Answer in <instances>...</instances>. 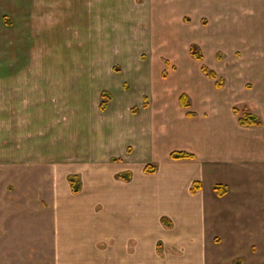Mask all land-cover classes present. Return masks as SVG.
<instances>
[{
	"label": "rangeland",
	"instance_id": "1",
	"mask_svg": "<svg viewBox=\"0 0 264 264\" xmlns=\"http://www.w3.org/2000/svg\"><path fill=\"white\" fill-rule=\"evenodd\" d=\"M77 2L0 0L1 70L6 76L38 78L34 97L38 103L37 109L30 113L32 119L36 120H32V127L22 131L19 139L16 138L17 141L22 140L24 156L32 154L40 160L41 157L46 160L49 157L65 158L67 161L70 155L79 153L87 159L94 154V159H100L96 152L111 140L110 136H113L116 146L121 144L119 140L122 141L124 137L121 127L109 130L104 120L100 122L103 92H108L111 97L107 98L108 113L102 114L111 118L115 111H125L132 117L136 124L135 131L132 139L127 136L124 139L140 147L147 133L142 132L139 126L143 119L152 117L145 111L159 107L154 95L158 94L159 85L164 87V92L172 100L169 103L170 111L176 109V95L189 85L183 75H173L175 68L171 62L176 61L170 59V54L148 52L151 38L133 36V31L128 34L126 22L122 25L115 22L117 27L114 28L104 21L99 29L94 28L91 20H77V10H63L66 3L69 6ZM201 54L204 57L201 65L215 70L217 81L222 78L232 82L233 78H237L245 81L250 92L254 91L253 62L260 56L264 58V53L236 51ZM166 62L167 68L160 72V64ZM260 62L264 69V62ZM168 121L163 129L166 138L164 150L187 142L184 137L170 133ZM30 128V132L37 136V143L23 142ZM152 135L153 129L148 136ZM13 147L14 138L3 140L0 137V162L3 153L6 156L13 153ZM158 147H161L159 142L153 144L151 150L157 151ZM132 149L128 148V152H132ZM37 153L41 155L37 156ZM133 164L143 177H149L152 184L157 183L160 175L148 174L144 167L156 164L158 172L161 163L154 162L151 156L142 157L140 152ZM53 166L42 163L8 166L0 163V264H264V242L254 240L253 229L240 227L241 218L246 214L230 213V228L226 229L206 215L197 216L193 222L199 224L194 226L199 228L197 233L182 238L179 232L185 225V218L168 211H158L161 208H156L155 204L163 208L166 203L163 197L159 202L153 197L159 194L155 188L148 194L150 200L146 199L147 194L142 198L135 195L140 181L133 178L126 182L112 176L115 186H125L127 190L120 189L117 196L93 198L92 205L85 206L87 212L82 216L84 226L74 236L69 234L67 237L57 212L70 203L84 206L83 198L81 195L57 198L50 194L52 188L49 184L55 182L44 181L42 173L53 169ZM163 168L166 170L168 166ZM14 169H17L16 173ZM206 187L209 190L210 185ZM131 192L133 195L129 197L128 193ZM120 194L123 196L119 197ZM160 194L164 195L161 191ZM110 214L112 216H108ZM162 217L168 218L171 226L163 223ZM110 218L133 223L129 231L128 254L118 260L111 255L113 240L105 225ZM225 230L227 235L224 234ZM62 235H65L64 245L59 243ZM244 239L248 241L244 243ZM195 242L201 248L200 253L196 252L200 256L199 262L195 257L189 259L196 247ZM141 243L149 246H145L149 248L146 258H140L137 254ZM61 245L65 247L64 251ZM79 247L82 248L81 252ZM157 248L160 251L157 252Z\"/></svg>",
	"mask_w": 264,
	"mask_h": 264
},
{
	"label": "crops",
	"instance_id": "2",
	"mask_svg": "<svg viewBox=\"0 0 264 264\" xmlns=\"http://www.w3.org/2000/svg\"><path fill=\"white\" fill-rule=\"evenodd\" d=\"M66 4L63 10H77V20H91L94 22V28L100 29L104 21L106 25L114 28L117 27L115 22H120V25L126 22L129 26L128 34L133 31V36L151 38L147 51L170 54V59L177 62H171L175 68L173 75H183L189 85L176 95V109L173 111L169 110L172 100L164 92V87L159 85L158 94H154L159 107L153 111H145V114L152 117L143 119L139 126L142 132L147 133L145 141L140 144L142 150L139 145L135 146L131 141L128 143L124 139L126 136L132 139L136 126L134 119L125 111H115L114 116L107 118L102 114L108 111L107 107L105 111L99 109L100 122L104 120L105 127L108 126L109 130L121 127L124 136L122 141L119 140L121 144L116 146L113 136H110L111 140L96 152L100 159H94L95 154L87 159L77 153L70 155V160L67 161L65 158L49 157L48 160L42 157L40 160L32 154L26 153L27 156H24L21 149L22 140L16 139H19L24 129L33 126L32 120H36L32 119L30 113L37 109L38 103L34 97L37 94L35 91L38 89V78L6 76L0 67V137L3 140L14 138L13 153L8 156L1 153L3 160L0 163L8 166L29 163L54 165L53 169L42 173L44 181L55 182L49 184L52 188L49 190L50 194L57 198H70L71 195H81L83 198L84 206L70 203L63 205L61 211L57 212V218L66 229L67 237L69 234L74 236L76 231L82 229V216L87 212L85 206H91L93 198L117 196L121 192L120 189L127 190L125 186H115L112 176L130 173L131 178L140 181L135 195L142 198L147 194L146 199L150 200L151 196L148 197V194L155 188L159 194L153 197H156L158 202L163 197L166 203L163 208L160 204H155L156 208H161L158 211H168L185 218L183 229L178 231L180 237L188 238L194 235L193 232L197 233L199 228L194 226L199 224L196 221L193 223L197 216L206 215L209 220L219 222V226L226 229L229 227L230 213L239 212L246 214L241 218L240 227L253 229L254 240L258 243L264 242V69L260 65V60L264 62V58L260 56L253 62L255 89L250 92L245 81L237 78L231 79L232 82L230 79L221 78L222 87L218 88L217 79L203 72L202 65L205 64L201 65L202 61L191 55L193 45L203 53H264V0H78L76 5ZM166 68L167 62L160 64L159 71L163 72ZM153 72L155 74V71ZM182 94L188 96L189 108L181 105ZM235 108L240 114L247 112L258 116L262 125H241ZM189 112L193 115L190 116ZM167 117L170 118L166 119ZM167 121L171 126L170 133L184 137L187 142L176 147L171 144V147L164 150L166 138L163 129ZM45 128L47 129V122ZM151 129L153 135L149 137ZM30 131L31 128L25 134L23 142L37 143V136ZM157 142L161 147H158L157 151L151 150ZM178 146H181L180 149ZM131 147L133 149L129 153L128 148ZM173 151H187L194 154L195 158L174 160L170 157ZM140 152L142 157L151 156L154 162L161 163L158 172L154 173L157 177L160 175L157 183L152 184L149 177H143L139 170L134 169L135 156ZM163 166H168V169L165 170ZM16 172L17 169H14V173ZM71 176L79 180L78 192L73 191ZM195 181H199L202 188L193 194L191 188ZM207 184L210 185L209 190H206ZM216 184L226 186L228 193L219 196L213 190ZM160 191L164 195L160 196ZM133 192L128 193L129 197ZM121 196L123 195L120 194L119 197ZM105 225L108 226L110 239L113 240L111 255L114 256L113 259L118 260L128 254L129 231L132 230L133 223L110 218L106 220ZM92 227L90 225L91 229ZM146 228L149 231L148 227ZM224 234L227 235L226 230ZM64 236H61L59 242L63 245ZM248 240L244 239V243ZM63 245L61 248L64 251ZM197 245L199 243L195 242L196 250L192 251L189 259L195 257L199 262L200 256L196 255V252L200 253L201 248ZM145 246L149 247L143 243L138 246L137 254L140 258L147 257L149 248ZM78 249L79 252L82 251V248ZM158 251L160 250L157 248Z\"/></svg>",
	"mask_w": 264,
	"mask_h": 264
},
{
	"label": "trees",
	"instance_id": "3",
	"mask_svg": "<svg viewBox=\"0 0 264 264\" xmlns=\"http://www.w3.org/2000/svg\"><path fill=\"white\" fill-rule=\"evenodd\" d=\"M191 55L199 61H202L204 59L203 55L201 54L199 48L196 45H193L191 47ZM202 70L209 77H211L213 79H217V77H218L217 73L215 71L209 69L206 65H202ZM217 87L218 88L222 87V80L221 79L217 81ZM102 96H103V101L100 104V109L102 111H105V110H107V107H108L107 98H110L111 96L108 92H103ZM180 103L185 108L190 107L189 98L186 94L181 95ZM234 111L236 114L239 115L238 120H239V123L241 125L247 126V127L262 125V122L258 118V116L253 115L251 113H247V112L240 114V111L237 108H235ZM188 114L190 116L193 115V113H190V112ZM170 157H171V159H174V160L194 159L195 155L190 153V152H187V151H173V152H171ZM144 171L148 174H154L157 172V165L156 164H148L145 166ZM117 178H122L126 181H130L131 180V174L130 173L118 174ZM70 182L72 183L73 191L78 192L79 191V180H77V178L75 176H71ZM201 188H202L201 183L199 181H195L193 184V187L191 188V193L195 194ZM213 189L219 196H224L225 194L228 193V188L224 185H221V184L214 185ZM162 222L166 223L167 226H171V223L169 222L168 218H166V217H162Z\"/></svg>",
	"mask_w": 264,
	"mask_h": 264
}]
</instances>
